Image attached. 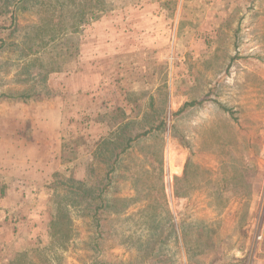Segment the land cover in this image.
Here are the masks:
<instances>
[{
    "label": "rangeland",
    "instance_id": "374dc122",
    "mask_svg": "<svg viewBox=\"0 0 264 264\" xmlns=\"http://www.w3.org/2000/svg\"><path fill=\"white\" fill-rule=\"evenodd\" d=\"M16 24L0 34L6 257L264 264V0H27ZM129 121L166 127L123 157L98 229L102 145Z\"/></svg>",
    "mask_w": 264,
    "mask_h": 264
},
{
    "label": "trees",
    "instance_id": "16d2710c",
    "mask_svg": "<svg viewBox=\"0 0 264 264\" xmlns=\"http://www.w3.org/2000/svg\"><path fill=\"white\" fill-rule=\"evenodd\" d=\"M27 0H0V15H4V19L10 23L9 26L1 25L0 26V34H3L5 31H10L9 36H13L15 32L18 31L17 27V14L18 9L24 2ZM6 5V6H5ZM5 6V7H3ZM51 40H55V36L51 38ZM6 48V40L0 39V49L5 50ZM37 52L35 50V55H37ZM190 105V104H189ZM186 104L179 113H182L186 107L189 106ZM191 106V105H190ZM135 121L127 122L126 124H120L119 128L114 133L115 137H111L108 139H105L103 142L102 147H105L107 150L110 149L111 156L108 158V161H106V157H103V159L108 164V167L110 169L105 172V180L106 182L101 185V187H98L99 195L98 199L101 200L99 205H96L94 207H90V210L93 212V220L96 222V226L98 229H100L101 225V219L100 216L102 213L106 211V209L109 208V204L106 200H104L103 196L105 192L110 188L113 179H114V173L118 171V167L123 162V157L128 153L129 150H131L134 145L144 139H148L147 137L155 135L157 132H161L166 127V122L162 121V123L154 124V123H148V127H144L145 129L141 132L135 133V134H129L128 130L131 126L135 125ZM100 145H98L99 147ZM111 147V148H110ZM163 149V146L161 147V150ZM98 151H100L98 149ZM103 156L101 153L95 152V157ZM162 173V171H160ZM58 225L59 222H54L53 227ZM52 227V228H53ZM54 229V228H53ZM60 231V230H59ZM59 232H52L51 237L57 236L56 234ZM16 251H19V244L16 243ZM13 251V250H10ZM9 251V252H10ZM19 258H13L12 255L9 253L6 257V254L4 255L2 251H0V264H31V261L29 262V257L26 252H22L21 254H18Z\"/></svg>",
    "mask_w": 264,
    "mask_h": 264
},
{
    "label": "crops",
    "instance_id": "0c3cea01",
    "mask_svg": "<svg viewBox=\"0 0 264 264\" xmlns=\"http://www.w3.org/2000/svg\"><path fill=\"white\" fill-rule=\"evenodd\" d=\"M128 10V9H127ZM126 10V11H127ZM130 12V11H129ZM142 18V17H141ZM144 21V24H145V22H146V20L145 19H143ZM139 23H141L142 22V19H140V17H139V19L137 20ZM145 27V26H144ZM2 217H3V213L2 214H0V221L2 222ZM3 224V223H2ZM0 229H2V228H0ZM0 232H2V230H0ZM3 239V238H2ZM3 247H4V245H2V242L0 243V251H2V249H3ZM6 249L7 248H5V251H6Z\"/></svg>",
    "mask_w": 264,
    "mask_h": 264
},
{
    "label": "bare ground",
    "instance_id": "6f19581e",
    "mask_svg": "<svg viewBox=\"0 0 264 264\" xmlns=\"http://www.w3.org/2000/svg\"><path fill=\"white\" fill-rule=\"evenodd\" d=\"M168 158H170V157H168Z\"/></svg>",
    "mask_w": 264,
    "mask_h": 264
}]
</instances>
